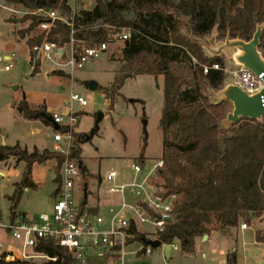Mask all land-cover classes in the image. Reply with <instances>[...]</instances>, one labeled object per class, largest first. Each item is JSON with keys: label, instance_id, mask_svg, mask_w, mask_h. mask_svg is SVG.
<instances>
[{"label": "trees", "instance_id": "16d2710c", "mask_svg": "<svg viewBox=\"0 0 264 264\" xmlns=\"http://www.w3.org/2000/svg\"><path fill=\"white\" fill-rule=\"evenodd\" d=\"M4 2L27 11L23 22L30 24L19 32V38L26 40L31 50L45 41L59 48L72 41L75 49L93 47L109 43L117 32L127 31L130 37L123 42L119 55L122 67L113 84L103 89L111 100V109L128 79L145 75L163 77L164 167L153 184L160 189L158 194L163 199L173 196L175 200L173 220L166 222L157 237L162 244L178 242L182 253L189 255L195 252L197 239L213 233L231 237L242 222L248 227L253 219L264 221V118L223 127L232 105L212 103L208 91H221L225 75L212 69L205 75L204 66L224 67L226 58L207 57L195 40L205 41L217 30L218 41L227 36L251 41L258 26L264 24V0H96L92 10L79 13L74 12L70 0ZM40 10L57 11L67 22L58 20L49 32L41 31L39 25L46 20L34 15ZM191 32L195 39L190 38ZM260 52L264 57V30ZM39 71L38 62L33 74ZM54 73L65 75L61 71ZM16 110L27 121L40 120L50 125L45 117L52 115L45 106L35 110L25 99L16 105ZM60 131L71 133L75 147L70 157L81 162L77 140L85 143L92 137L79 136L74 128L60 127ZM12 158L25 163L21 181L8 197L10 219L15 220L26 217L17 212L24 191L37 188L32 178L33 166L56 160L57 168L61 169L66 158L37 148L29 152L19 144L0 145V165ZM145 160L142 154L137 164L142 166ZM82 170L86 181L87 169L82 166ZM129 233L128 245L147 238L134 224ZM255 240L264 243V236L257 232ZM34 252L58 256L61 259L58 264H74L69 252L49 242H40ZM227 264H237V252L228 254Z\"/></svg>", "mask_w": 264, "mask_h": 264}, {"label": "rangeland", "instance_id": "374dc122", "mask_svg": "<svg viewBox=\"0 0 264 264\" xmlns=\"http://www.w3.org/2000/svg\"><path fill=\"white\" fill-rule=\"evenodd\" d=\"M70 1L75 13L92 10L96 4V0ZM26 14V10L13 6L6 5L0 9V57H13L9 63H0V145L5 142L8 146L19 144L29 152L35 148L40 152H56L53 141L54 125H46L41 121H26L17 112L16 105L23 100V93L35 110L45 106L51 115H66L70 111L75 113L78 124L74 129L79 136L90 138L102 113L104 118L93 137L85 143H79L77 140L81 150V162L91 174L87 183L90 184L92 193L99 194L103 215H107L104 214L105 208L107 210L108 207H118L123 201L127 206L136 208L138 202H143L152 195V187L148 183L144 184L145 191L139 196L120 195L110 194L108 189L111 184L103 179L114 171L119 175L117 185L142 181L146 176H150L155 161L162 158L163 77L145 75L128 79L120 92L121 97L111 109V100L103 89L113 84L122 67L119 55L123 43L110 42L106 53L101 54L84 69L72 70L69 64V49H66L67 57L63 61L43 56L38 59L26 40L19 38V32L30 24L23 22ZM183 32L186 35L189 33L187 29ZM38 62L40 71L34 75V66ZM8 64H12L10 71L5 70ZM225 66L236 68L231 60H226ZM57 71L65 75H54ZM90 81H96L99 85L94 92L87 87ZM228 85L231 83L226 77L223 89ZM14 86H17L18 90H13ZM218 92L208 91L210 98ZM74 95L84 98L88 105L81 107L77 102H73ZM144 120L147 122L146 130L143 126ZM142 154L146 160L145 164L140 166L142 173L137 174L133 166L137 165V159ZM57 167L56 160L33 166L32 178L37 188L24 191L18 213L27 214L31 219H36L41 213H52V197L59 184L57 175L60 169ZM24 169L25 163H17L13 158L0 165V171L4 173L3 176L0 175V217L5 223H9L11 217V202L8 197L13 195ZM79 198L82 197L77 194V199ZM243 225L245 222L241 223L238 230L232 232L231 237L215 233L210 240L197 239L193 254H183L179 246L180 251L173 252L169 260L166 259L162 247L152 249L151 253L138 255L143 244L135 242L124 248L122 261L123 264H227V253L237 251V264H257L256 259L262 255L264 247L255 243L254 235L260 232L264 236V221L253 219L245 232L241 231ZM139 231L146 234L148 240L156 237V228L149 224L140 225ZM0 244L5 250L12 248L22 252V246L16 243L5 229H0ZM26 254L32 258L25 259L20 254L18 261L7 264H58L49 262L32 250H27ZM120 261L119 254L108 257L102 250H93L88 264H119Z\"/></svg>", "mask_w": 264, "mask_h": 264}, {"label": "built area", "instance_id": "2783aa9c", "mask_svg": "<svg viewBox=\"0 0 264 264\" xmlns=\"http://www.w3.org/2000/svg\"><path fill=\"white\" fill-rule=\"evenodd\" d=\"M4 5L3 0L0 3V9L4 8ZM34 15L46 20L39 25V30L44 32H49L58 20L67 22L57 11L40 10ZM129 37L130 34L123 30L112 35L110 42L120 41L123 43ZM109 43L75 49L73 41L65 48H59L55 43L45 41L41 46L34 47L33 52L38 59L43 56L63 61L67 57L65 51L69 49L70 67L72 70H82L101 54L106 53ZM60 50H63L62 54L59 53ZM12 58L0 57V63H9ZM11 68L12 64L5 66L6 71H10ZM211 69L223 71L225 78L228 77L231 84L238 86L248 95L262 94L264 91V75L258 77L244 67L230 69L219 64H213L211 67L204 66V74L207 75ZM261 98L264 106V97ZM72 101L77 102L81 107L88 105L87 101L78 95L72 96ZM51 118L55 124L64 128H75L78 124L76 114L72 111L66 115L53 114ZM53 141L55 151L65 156L66 159L57 175L59 184L52 197V213H41L34 220L18 217L15 220L10 219L9 223H5L0 217V229L7 230L13 240L22 246V252H17L12 248L5 250L0 244V263L1 261L16 262L20 254L25 259L32 258L26 254V251L34 252L39 243L45 241L69 252L74 259V264H88L93 250H102L109 257L119 254L121 256L119 264H123V250L131 238L129 231L133 224L138 230L142 224L154 226L156 228L154 240H158V234L163 231L166 222L173 220L172 211L175 200L173 196L163 199L158 194L160 189L153 184L164 167L162 158L155 161L150 176H146L142 181L136 180L129 185H117L119 175L114 171L110 172L103 179L104 182L111 184L108 189L110 194L139 196L145 191L144 184L148 183L152 187V195L147 200L138 202L136 208L127 206L123 201L118 207H109L107 215H103L99 211L94 212L95 210L86 201L85 189L86 186L88 188V184L83 177L82 163L70 157L75 147V140L71 133L55 131ZM140 166L139 164L133 166L137 174H141L143 171ZM77 194H80L82 198L77 199ZM247 228L246 225L242 226L243 230ZM166 246H171V253L180 251L178 242L162 244L163 249ZM151 252L152 249L148 248L146 253ZM39 255L51 263L61 261L58 256Z\"/></svg>", "mask_w": 264, "mask_h": 264}, {"label": "water", "instance_id": "95a60500", "mask_svg": "<svg viewBox=\"0 0 264 264\" xmlns=\"http://www.w3.org/2000/svg\"><path fill=\"white\" fill-rule=\"evenodd\" d=\"M264 24L258 26L253 39L249 42H245L239 39L232 40L230 36H227L224 41H218V33L215 30L209 40H199L195 39L193 33H190V38L197 40L203 47L204 52L207 57L215 58L224 56L226 60H231L234 62L236 67H244L252 71L256 76L264 75V57L260 52V43L263 36ZM60 54L63 50L59 51ZM87 87L91 91H96L99 85L96 81H90L87 83ZM13 90H18L17 86L12 88ZM211 92H215L210 90ZM264 97V91L262 94L248 95L238 86L233 84L226 86L223 90L215 93L211 98V102L214 104H220L226 102L232 105V111L227 115L226 119L223 121L222 125L225 128H229L232 125L239 124L242 120L245 121H262L264 118V106L262 105V98ZM26 99L25 93H23V100ZM47 121L54 125L55 131L60 130V126L54 123L51 117H45ZM104 114H100L97 123L96 130L98 129L99 123L103 120ZM144 129L147 128V122L143 121ZM93 137V134L90 136ZM5 142L3 143V146ZM0 175L3 176L2 173ZM87 186L85 189V194H87ZM208 236L204 237L207 240ZM142 244L144 245L143 253L147 252L148 248L157 249L162 247V242L159 240H148L143 239ZM171 246H166L164 248V255L166 259L171 257ZM264 264V260L263 263Z\"/></svg>", "mask_w": 264, "mask_h": 264}, {"label": "crops", "instance_id": "0c3cea01", "mask_svg": "<svg viewBox=\"0 0 264 264\" xmlns=\"http://www.w3.org/2000/svg\"><path fill=\"white\" fill-rule=\"evenodd\" d=\"M4 6H6V5H4ZM23 118V117H22ZM25 120V119H24ZM27 121V120H26ZM36 121H40V120H36ZM29 122H33V121H29ZM35 122V121H34ZM42 122V121H41ZM6 145V144H5ZM82 163V162H81ZM82 166H83V163H82ZM0 173H2L3 175H4V173L3 172H1L0 171ZM86 176H87V180L89 179V177L91 176V174H90V172H89V170L87 169V173H86ZM87 180H86V183H87ZM88 184V183H87ZM87 190H88V192H87V194H86V201H87V203L89 204V206H91L92 207V209L93 210H95V211H99L100 213H101V206H100V198H99V194H95V193H92V190L90 191V184H88V188H87ZM92 200H93V202H92ZM109 208V207H108ZM108 208H107V210H108ZM107 210H106V208H105V213L104 214H106L107 213ZM101 214H103V213H101ZM26 215V217L28 218V219H31V217H29L27 214H25ZM32 219H34V218H32ZM242 232H245V231H248V228L247 229H245V230H241ZM214 234L215 233H213L210 237H208V239L207 240H210V239H212L213 237H214ZM254 237H255V235H254ZM154 240V239H153ZM206 241V240H205ZM255 243L260 247H264V243H258V242H256V240H255ZM143 249H144V245L142 246V252H143ZM236 251V250H235ZM237 252V251H236ZM143 254H146V253H143ZM172 254V253H171ZM138 255H140L139 253H138ZM227 256H228V253H227ZM109 257V256H108ZM226 259H227V257H226ZM263 260H264V251H263V253H262V255L260 256V257H258L257 259H256V262H257V264H262L263 263Z\"/></svg>", "mask_w": 264, "mask_h": 264}]
</instances>
